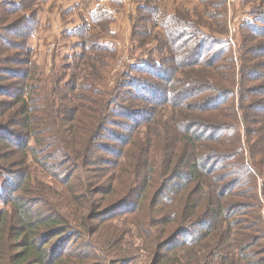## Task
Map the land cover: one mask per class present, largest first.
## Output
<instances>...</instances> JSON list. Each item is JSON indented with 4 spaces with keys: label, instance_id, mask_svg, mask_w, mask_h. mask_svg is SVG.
<instances>
[{
    "label": "trees",
    "instance_id": "1",
    "mask_svg": "<svg viewBox=\"0 0 264 264\" xmlns=\"http://www.w3.org/2000/svg\"><path fill=\"white\" fill-rule=\"evenodd\" d=\"M51 1L0 0V161L18 166L2 200L0 264H129L118 219L149 264H264V0H239L228 22L222 0H173V12L130 0L138 75L123 66L112 86L103 68L119 56L110 27L123 4L77 0L59 12L77 15L63 36L80 40L63 83L67 73L43 81L31 57ZM99 30L106 37L93 38ZM14 48L24 69L2 64ZM119 118L128 134L113 131L124 132ZM29 156L59 188L55 201L26 189ZM84 238V255L65 252Z\"/></svg>",
    "mask_w": 264,
    "mask_h": 264
},
{
    "label": "rangeland",
    "instance_id": "2",
    "mask_svg": "<svg viewBox=\"0 0 264 264\" xmlns=\"http://www.w3.org/2000/svg\"><path fill=\"white\" fill-rule=\"evenodd\" d=\"M97 2V0H95ZM102 2H106L105 0H100ZM173 0H165V5L169 8L168 12H173L176 8L179 9V6H176V1L172 2ZM225 5V9L227 12V22L230 20V15L233 13V6L236 7L239 4V0H222ZM93 2L91 4V7L96 3ZM120 2L123 4V8L120 10L121 14L115 18V22L111 25L110 29L115 33L114 40L118 42L121 46L118 48L119 50V56L114 63H110V66H105L103 69L107 72V79H108V86L114 85L115 81V75L119 72V69L121 67L125 66V73L126 75H138L134 74L135 72H131L132 68L130 67L131 64H133L131 57H136L138 54L132 52V45L129 43L130 41V23L127 20L128 14L133 13L134 9H136L135 5H130V0H120ZM77 0H52L48 4H44L42 6V11L40 13V20H39V29L36 32L35 36L30 39V47H31V57L32 60L37 64L39 72L41 74V79L43 81H46L48 78H53L55 75H62L60 78L62 79L67 73V76L64 78L63 83H66L69 78V72L65 70L68 66L72 65L75 62V65H77V60L74 58V49H76V44H80V40L75 37H66L63 36V33L65 32V28L68 26L67 21L68 20H77V15L73 18L72 14H64L62 13L64 9L71 8L74 5H77ZM181 6L184 7L188 3L197 5L196 2H193L192 0H188L187 2H178ZM177 3V4H178ZM247 10L248 8H244ZM60 12V13H59ZM17 17V16H15ZM23 25L18 26V30L21 33V36L24 37L28 34L27 31H24L22 29ZM61 31L62 34H61ZM100 31V32H99ZM91 32V35L93 38H104L106 35L103 34L102 30ZM61 34V35H60ZM106 34V33H105ZM65 35V34H64ZM23 39V38H21ZM19 43V42H18ZM22 50V49H21ZM77 51H79L77 49ZM23 52V51H22ZM74 52V53H73ZM18 49L14 48V52L12 55L7 57L3 54L4 59H8V62L2 63L5 67L8 66V63L12 61L15 64L10 65V67L18 68V69H24L23 63L25 61V58L21 55H19ZM133 55V56H132ZM19 61V62H18ZM55 67V70L53 68ZM57 68V69H56ZM6 69V68H4ZM65 70V71H64ZM45 83V82H44ZM48 83H45V85ZM163 87V85H160ZM48 88V87H46ZM130 103V104H129ZM36 104V103H35ZM41 105L43 107V104L39 102L36 104V106H33L35 109L34 115L35 117L41 116ZM125 107H129L131 105V101L128 100L126 103L123 104ZM130 107H133L130 106ZM44 111V110H43ZM42 111V113H43ZM120 113H123L124 115L128 114L127 111H121ZM120 124L123 126L121 129L124 132H120V129L112 128L114 132H118L121 134H128L129 131L125 130V125L128 126L129 123L126 120H123L119 118ZM125 124V125H124ZM34 125V123H33ZM35 127L37 130H40V127L37 123H35ZM112 131V130H111ZM112 131V133H114ZM50 134H46V137H49ZM104 142V141H103ZM106 143V142H104ZM34 143L31 141V146H33ZM113 145V144H112ZM115 147V146H112ZM46 150H42L40 153L43 154ZM98 155L101 157L106 156L105 152H98ZM13 161V162H12ZM49 161L52 163L55 162L52 160V158H49ZM12 162V163H11ZM17 161L15 160H6L1 163L0 161V211L6 209H9L8 205H5L2 200L7 197V195H11L13 192V189H16V187H11L9 190H5L10 185V179L12 175H14L17 171ZM11 163V165H9ZM33 162V159L31 156L29 158L27 157V167L28 169V181L26 185V189L33 195L32 193L36 190L37 193H45V195H48L49 198L54 200V196L50 194L52 193V190L57 191L59 188H55V185L53 183L52 178L48 177L47 172L42 170L39 166V168L36 167V163ZM95 164V162L93 163ZM49 164H47L48 166ZM100 165V164H98ZM2 166L5 167V170L2 169ZM94 166H92L93 168ZM19 183V182H18ZM58 193V192H55ZM17 194V192H14L13 195ZM27 193H24V197H29ZM4 197V198H3ZM236 217L239 219H245L246 221H249L252 223L254 220L249 216H240L239 214H236ZM95 225V224H94ZM113 227L121 234L122 239L120 241V245L122 249L126 250L129 255H134L135 259L129 263V264H149L150 260L145 255L143 251L140 250L141 248V241L138 239L136 231L134 232L135 228L131 225L130 221H121V219H118L116 221H112ZM106 232L104 233V237H106ZM78 241V243H77ZM87 238L84 239H74L69 242L68 247L66 248L65 252H70L78 249V246L81 247L85 243H87ZM78 252V250H76ZM81 253V252H80ZM91 253H96L93 249L91 250ZM97 254V253H96ZM81 255H84L81 253ZM106 255L101 256V258H105ZM108 257L111 259L112 257L110 254H108ZM107 258V257H106ZM107 258V259H109ZM89 264H96V260H90L88 262ZM104 264H107L106 262Z\"/></svg>",
    "mask_w": 264,
    "mask_h": 264
}]
</instances>
